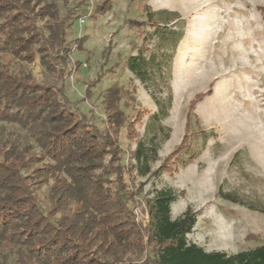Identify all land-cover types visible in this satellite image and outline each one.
<instances>
[{
  "label": "rangeland",
  "instance_id": "rangeland-1",
  "mask_svg": "<svg viewBox=\"0 0 264 264\" xmlns=\"http://www.w3.org/2000/svg\"><path fill=\"white\" fill-rule=\"evenodd\" d=\"M54 1L61 16L74 12L67 35L72 46L67 64L50 72L37 56L26 65L27 71L38 82L63 86L74 107L101 130L109 127L104 95L112 86L122 89L119 107L125 124L116 129V136L123 150L122 163L129 169L127 184L137 192L129 200L137 218L146 221L147 200L170 189L178 194L171 204L172 219L188 208L197 216L186 235L189 243L227 255L262 245L264 18L260 6L264 0H112L106 14L94 9L103 0ZM159 11L170 14L163 19L169 17V26L183 35L172 60V105L162 120L170 135L161 141L158 160L152 163L153 171L164 162L166 168L159 174L139 176L132 169V153L137 142L150 135L148 125L157 110L152 91L166 97L168 80L155 89L147 87L126 62L140 50L149 55L157 43L153 25L131 21L148 20V12ZM82 36L86 41L79 49L73 42ZM101 73L104 76L97 81ZM189 113L192 122L187 129ZM185 137L179 152L172 154ZM5 142L7 146L34 145L31 131L0 121V148ZM48 189L44 185L39 192L44 203ZM5 253L10 264H17L15 249ZM134 257L140 259L137 254Z\"/></svg>",
  "mask_w": 264,
  "mask_h": 264
},
{
  "label": "trees",
  "instance_id": "trees-1",
  "mask_svg": "<svg viewBox=\"0 0 264 264\" xmlns=\"http://www.w3.org/2000/svg\"><path fill=\"white\" fill-rule=\"evenodd\" d=\"M112 4L103 0L94 9L106 14ZM260 10L264 18V5ZM68 12L61 16L54 0H0V121L31 131L34 140V145L5 142L0 148V264H10L6 249L16 250L17 264H264V242L233 255L189 243L186 235L197 216L188 208L172 219L178 194L170 189L147 200L146 221L137 218L129 205L137 192L127 184L129 169L116 136L125 124L122 89L112 86L104 95L109 127L101 130L74 107L63 86L38 82L27 71L37 56L50 72L67 64L68 29L75 18ZM163 15L170 14L148 12V20L131 21L153 25L157 43L149 55L140 50L130 56L126 66L147 87L168 80L166 97L151 90L157 110L150 135L132 153L139 176L159 174L167 164L152 170L161 141L170 135L162 120L172 105V60L183 34ZM85 41L82 36L73 44L82 49ZM191 122L189 113L187 129ZM44 185L46 203L39 194Z\"/></svg>",
  "mask_w": 264,
  "mask_h": 264
}]
</instances>
